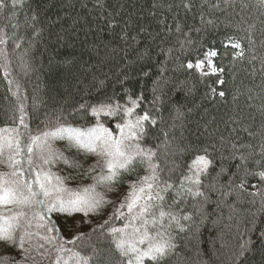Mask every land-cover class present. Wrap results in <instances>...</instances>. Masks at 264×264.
Masks as SVG:
<instances>
[{
	"label": "snow or ice",
	"instance_id": "6c2138e0",
	"mask_svg": "<svg viewBox=\"0 0 264 264\" xmlns=\"http://www.w3.org/2000/svg\"><path fill=\"white\" fill-rule=\"evenodd\" d=\"M256 6L264 9V0H256ZM194 7L192 0H157L148 15L159 30L150 33L151 25L125 13V5L109 10L107 0H95V31L105 34V58L127 49L137 51L139 61L150 58L147 44L138 51L141 34L161 43L169 34L183 35L181 10L186 16ZM21 15L25 34L19 31ZM0 21V73L11 97L0 124V264H165L186 232L192 233L199 256L201 227L217 225L225 209L232 220L238 207L245 206L248 216L236 244L227 253L218 250L214 261L199 264H241L252 242L245 238L248 233L264 241V139L258 150L251 143H233L228 156H217L215 144L176 143L175 131L184 122L179 101L164 115V97L170 92L193 95V80L203 86L202 99L226 97V68L246 58L254 46L250 34L238 36L239 29L225 25L220 46L185 35L178 41L183 59L176 58V70L185 78L162 74L152 81L151 99L143 88L129 86L133 80L127 74L116 80L119 91L109 86L107 77L93 75L70 105L63 101L68 107L45 112L41 119L45 102L36 88L30 94L22 82V76L36 71L27 57L34 38L43 32L39 12L31 0H0ZM201 21L197 32L207 33L209 25L218 30L203 14ZM94 49L99 56L100 46ZM140 75L149 78L150 72L141 68ZM77 216L81 225L96 221L93 232L99 230L112 243L101 249L88 242L86 233L75 228ZM62 228L76 234L68 238ZM77 241L80 250L66 247Z\"/></svg>",
	"mask_w": 264,
	"mask_h": 264
},
{
	"label": "trees",
	"instance_id": "16d2710c",
	"mask_svg": "<svg viewBox=\"0 0 264 264\" xmlns=\"http://www.w3.org/2000/svg\"><path fill=\"white\" fill-rule=\"evenodd\" d=\"M155 2L157 0H107L109 10L112 5L123 4L125 13L131 12L134 17L139 16L141 18L139 22H143L146 26L150 24L151 27L148 28L150 33L159 30L155 21L148 15L153 10L152 4ZM158 2L168 4L179 0H158ZM192 2L195 7L186 16L181 10L180 23L184 28L183 35L169 34L161 43L159 39L155 42L151 37L145 39V34H141L142 42L138 51H143L147 44L151 52L150 58L139 61L137 51L132 49L105 58L101 43L105 39V34L95 31L94 21L98 15L93 9L95 0H31L32 9L39 12V26L43 28V32L39 37L34 38V44L29 49L27 57L34 61L36 71L22 76V82L30 94L32 89L36 88L45 102L40 108V118L44 119L45 112L51 114L55 109L68 107L63 101L67 99L70 105L72 98L82 93L84 85L91 81L93 75L101 79L107 77L109 86L119 91L116 80L122 74H127L133 80V84L129 86L143 88L151 99L149 89L152 87V81L162 74L165 78L175 77L181 80L185 78L176 70L180 62L176 58L183 59L178 41H183L184 36L187 35L193 41L199 42L203 39L205 43L215 42L220 46L225 25L231 24L233 31L239 29L236 32L238 36L250 34L254 46L248 50L244 60L237 61L234 66H227L224 76L227 83L222 89L226 91V97L202 99L203 86L193 80L192 83L196 85L193 95L185 98L182 92H170L164 97L166 101L164 115L168 117L178 101L183 105L181 108L184 112L183 126L175 131L176 143L179 145L215 144L217 151L214 154L217 156L220 153L228 156L233 143H251L256 145L258 150L259 143L264 139V71L261 70V64L264 63V9L256 6V0H229L228 3L225 0H192ZM217 3L219 7L213 8L212 5ZM84 5L87 7L85 8ZM201 14L205 20L215 21L218 30L212 31V26L209 25L207 33L197 32L196 29L203 27ZM16 22V20L12 21V23ZM19 22L21 24L19 31L25 34L27 30L24 27L23 15L19 17ZM168 23H172L171 14H168ZM27 34L31 35L30 32ZM58 36L61 37L59 41ZM95 45L100 46L99 56L96 55ZM24 47H28V44L26 43ZM120 47L125 46L120 45ZM245 47H248L247 41ZM162 48L164 51H161ZM169 48L172 49L171 53L167 51ZM253 56L255 60L252 59ZM101 60L103 63L100 62ZM130 61L135 63L130 64ZM225 64L227 65V60ZM141 68L150 72L149 78L140 75ZM136 81L139 83L136 84ZM249 96L252 99H249ZM10 100L6 81L0 73V124L3 123ZM29 103L31 104V100ZM249 131L255 135L249 137ZM221 137L224 138L223 141ZM177 163H180V158L177 159ZM247 216V206L238 207V212L232 220L228 219V212L225 209L217 225L213 226L209 222L201 227L202 243L199 256L192 233H181L176 241L177 249L166 259L165 264H199L201 260L209 259L214 261L219 254L218 250L227 253L229 246L236 244L237 233L238 231L243 233V221ZM53 217L55 218V214ZM212 219H215V216ZM115 226L119 227L120 222L117 221ZM75 228L85 232L88 242L96 244L98 248L104 249L112 243L110 237L102 235L99 230L93 232V229L97 228L96 221L89 224L86 220L81 225L77 216ZM61 231L68 238L76 234L75 229L67 231L62 228ZM249 237L252 242L241 258V264H264V241L258 239L257 233H248L245 238ZM80 243L77 241L76 244H67L66 247L80 250Z\"/></svg>",
	"mask_w": 264,
	"mask_h": 264
},
{
	"label": "rangeland",
	"instance_id": "374dc122",
	"mask_svg": "<svg viewBox=\"0 0 264 264\" xmlns=\"http://www.w3.org/2000/svg\"><path fill=\"white\" fill-rule=\"evenodd\" d=\"M58 148H63V143L62 142H58L57 145H56Z\"/></svg>",
	"mask_w": 264,
	"mask_h": 264
}]
</instances>
